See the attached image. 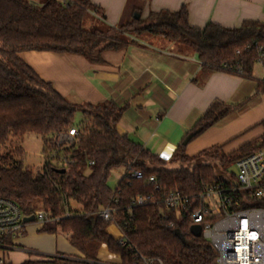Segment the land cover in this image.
I'll return each instance as SVG.
<instances>
[{
    "label": "trees",
    "instance_id": "obj_1",
    "mask_svg": "<svg viewBox=\"0 0 264 264\" xmlns=\"http://www.w3.org/2000/svg\"><path fill=\"white\" fill-rule=\"evenodd\" d=\"M88 12L104 19L90 0H47L40 5L0 0V146L11 138L34 134L43 141V153L54 150L57 159H66L65 165L44 161L42 171L34 173L23 166L20 146L5 149L0 154V196L16 203L24 215L42 208L58 217L56 227L69 235L70 244L84 256L82 264H98L96 253L101 244L118 255L119 264H143L137 252L154 264H217L213 246L201 235L192 234L186 217L176 221L177 232H173L166 228L167 220L156 204H130L138 195L161 197L175 189L193 194L219 181L221 172L203 158L216 160L220 168L229 171L238 159L264 146V119L258 123L262 132L231 152L215 145L189 156L185 148L193 138L242 107L215 100L186 134H192L187 144H178L169 158L160 157L117 131L125 105L73 102L40 78L19 53H72L100 62L103 50L125 46L127 39L122 35L147 33L194 50L207 74L223 70L251 77L264 52V20H245L232 28L208 22L196 28L189 24L183 5L177 11L159 10L144 19L132 18L116 28L92 19L87 28ZM257 87L264 91V84L259 82ZM77 111L82 119L75 123ZM71 127L78 132L72 144L57 148L51 143L52 137ZM168 162L180 166L169 169ZM115 167H124V173L111 190L107 182ZM133 170L141 171L142 177H130ZM112 197L118 198L117 224L125 235V246L107 231L110 221L92 214L108 205ZM66 209L70 216H64Z\"/></svg>",
    "mask_w": 264,
    "mask_h": 264
},
{
    "label": "crops",
    "instance_id": "obj_2",
    "mask_svg": "<svg viewBox=\"0 0 264 264\" xmlns=\"http://www.w3.org/2000/svg\"><path fill=\"white\" fill-rule=\"evenodd\" d=\"M104 16L99 24L116 28L127 9L146 18L150 12L177 11L185 6L188 22L203 28L208 22L237 27L245 20H264V0H90ZM19 57L63 96L92 105L114 101L125 105L117 131L160 157L169 158L211 103L242 104L217 125L193 138L187 155L210 145L231 152L257 137L264 119V79L219 70L206 73L196 52L161 37H130L122 49L103 50L100 62L83 55L23 51ZM258 125V126H257ZM32 222L17 237L12 250L65 258L59 237ZM51 239V240H48ZM75 250V248H74ZM77 251V250H76ZM78 252V251H77ZM79 253V252H78Z\"/></svg>",
    "mask_w": 264,
    "mask_h": 264
},
{
    "label": "built area",
    "instance_id": "obj_3",
    "mask_svg": "<svg viewBox=\"0 0 264 264\" xmlns=\"http://www.w3.org/2000/svg\"><path fill=\"white\" fill-rule=\"evenodd\" d=\"M257 62L264 63V52L259 55ZM238 73H242L241 68H238ZM77 134V129L71 127L52 137L51 143L57 148L72 144ZM43 157L52 164L56 161L58 164H66V159L56 158L54 150L43 153ZM233 166L236 173L232 176L221 173L219 181L205 185L199 192L183 194L175 189L161 197L155 194L138 195L130 205L156 204L161 217L167 220L166 228L173 232H177L176 221L182 217H186L190 226L199 225L200 235L209 240L216 251L217 264H264V146L238 159ZM130 177L141 178L142 173L133 170ZM149 180L154 182L153 177ZM117 203L118 198L112 197L108 205L92 214L115 224L120 230L119 244L125 246V235L117 224ZM30 215H33L32 222L41 226L50 222L55 224L59 220L42 208L34 210ZM30 215H24L16 203L0 196L1 250L14 248V240L23 234L28 223L24 218ZM70 215L66 209L64 216ZM131 250L136 251L135 247H131ZM137 257L143 264H154L138 252ZM5 263L0 256V264ZM37 264L61 263L42 260Z\"/></svg>",
    "mask_w": 264,
    "mask_h": 264
},
{
    "label": "rangeland",
    "instance_id": "obj_4",
    "mask_svg": "<svg viewBox=\"0 0 264 264\" xmlns=\"http://www.w3.org/2000/svg\"><path fill=\"white\" fill-rule=\"evenodd\" d=\"M29 2H33L36 5H40L43 2H46L47 0H28ZM129 5L133 3V0H129ZM137 15V13H131L129 9H127L125 13V18L123 23L131 22L132 18H134ZM96 15L92 12H88L84 21V25L88 28L90 26V21L92 19L95 20ZM138 19H144L141 16H139ZM146 23V22H145ZM149 34L143 33L139 35L137 38H145L147 39ZM151 36V35H150ZM123 38L129 39L130 37H133V35L130 34H124L122 35ZM253 77H257L260 79H264V63H258L256 64L254 68ZM82 119V114L77 111L74 115V121L75 123H78ZM42 144L43 141L40 137L34 135V134H25L21 138H11L10 141L5 144L4 146H0V154L4 152L5 149L10 150L12 147L20 146L24 152L23 156L20 158L22 160V164L27 169L31 170L32 172H41L43 169L44 164V157H43V151H42ZM215 145L207 146L202 150H210ZM199 152V151H198ZM198 152H195L194 154H197ZM194 154H191L189 156H192ZM203 161L206 163H210L218 169L222 174H230L228 173L227 169L220 168L218 165V162L216 160H210L208 158H203ZM180 164L178 163H171L168 162L166 167L169 169H175L178 168ZM124 173V167H115L111 170L110 177L108 179V187L111 190H114L118 180ZM32 222V221H30ZM29 223V222H28ZM37 225H39L36 222H32ZM41 228H54L55 230L52 232L55 235L59 237V243L57 250L54 251H61L64 253L65 258H57L56 256H45L41 254H28L25 253V251L21 250H1L0 249V256L3 257L4 261L6 263L10 264H22L26 261L28 262H36V261H42V260H54L57 263L61 264H82L84 256L81 253H78L76 249L74 250V247L69 242V235L65 232H62L59 227H56V225L53 222L47 223L44 226L39 225ZM107 231L113 236V237H119L120 236V230L117 228V226L113 223H110L107 227ZM41 232H47V231H41ZM51 240V239H48ZM96 259L98 264H119V257L117 254L111 252L107 249V247L104 244H101L98 247L97 253H96Z\"/></svg>",
    "mask_w": 264,
    "mask_h": 264
},
{
    "label": "water",
    "instance_id": "obj_5",
    "mask_svg": "<svg viewBox=\"0 0 264 264\" xmlns=\"http://www.w3.org/2000/svg\"><path fill=\"white\" fill-rule=\"evenodd\" d=\"M138 18H139V14H137V15L134 17V19H138ZM191 135H192V134L187 135V136L184 138V140L182 141V144H184V145L187 144V142H188V140L190 139ZM58 171L63 172L64 170L62 169V170H58ZM229 171H230L231 173H236V168H235V166L230 167ZM24 220L27 221V222L33 221V215H30V216H28V217H25ZM190 231L192 232L193 235L198 236V235H200V226H199V225H191V226H190Z\"/></svg>",
    "mask_w": 264,
    "mask_h": 264
}]
</instances>
